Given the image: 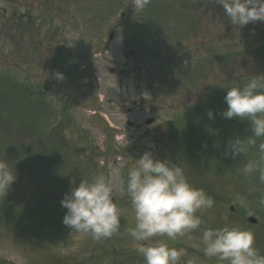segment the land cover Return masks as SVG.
<instances>
[{
  "label": "rangeland",
  "instance_id": "374dc122",
  "mask_svg": "<svg viewBox=\"0 0 264 264\" xmlns=\"http://www.w3.org/2000/svg\"><path fill=\"white\" fill-rule=\"evenodd\" d=\"M255 74L264 20L233 25L214 0H149L136 13L132 0H0V164L16 172L0 192V264H145L126 231L125 189L149 150L214 199L202 227L250 229L264 254V182L239 171L256 148L224 155L250 124L220 115L224 87ZM100 174L126 211L117 233L96 240L71 233L61 199ZM153 240L181 251V264H219L199 230Z\"/></svg>",
  "mask_w": 264,
  "mask_h": 264
},
{
  "label": "clouds",
  "instance_id": "9594fccd",
  "mask_svg": "<svg viewBox=\"0 0 264 264\" xmlns=\"http://www.w3.org/2000/svg\"><path fill=\"white\" fill-rule=\"evenodd\" d=\"M148 3L149 0H132L135 13ZM214 3L222 7L233 25L243 27L264 20V0ZM56 76L63 79L64 73L57 72ZM224 88L228 89L224 96L227 107L220 115L246 120L251 128L250 134L230 137L224 155L236 159L246 156L254 146L258 158L248 159L239 171L245 176L258 173L259 180L264 182V75L255 74L242 86ZM208 116L215 118L213 110L208 111ZM15 179L16 172L0 164V192L5 194ZM125 191L134 217L126 231L145 264H181V251L153 238L175 240L192 230L200 232L204 255L219 264H264V254L256 247L255 234L250 229L227 225L202 227L200 213L212 208L215 201L204 189L194 186L183 167L169 158H158L150 150L143 152L127 171ZM113 192L111 182L102 174L91 180L82 179L61 199V206L67 209L63 223L77 235L96 240L112 237L120 230L126 211L118 208Z\"/></svg>",
  "mask_w": 264,
  "mask_h": 264
},
{
  "label": "water",
  "instance_id": "95a60500",
  "mask_svg": "<svg viewBox=\"0 0 264 264\" xmlns=\"http://www.w3.org/2000/svg\"><path fill=\"white\" fill-rule=\"evenodd\" d=\"M250 220L253 221V222H256V219L253 218V217H250Z\"/></svg>",
  "mask_w": 264,
  "mask_h": 264
}]
</instances>
